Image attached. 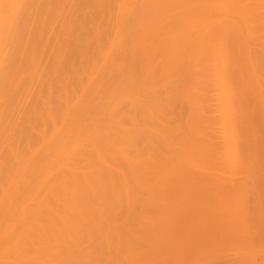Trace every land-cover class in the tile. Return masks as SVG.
<instances>
[{
	"label": "rangeland",
	"instance_id": "obj_1",
	"mask_svg": "<svg viewBox=\"0 0 264 264\" xmlns=\"http://www.w3.org/2000/svg\"><path fill=\"white\" fill-rule=\"evenodd\" d=\"M150 3L173 36L202 11L189 62L130 0H0V264H264V0Z\"/></svg>",
	"mask_w": 264,
	"mask_h": 264
},
{
	"label": "bare ground",
	"instance_id": "obj_2",
	"mask_svg": "<svg viewBox=\"0 0 264 264\" xmlns=\"http://www.w3.org/2000/svg\"><path fill=\"white\" fill-rule=\"evenodd\" d=\"M131 4L136 6L138 3L140 5V8L135 10V18L133 21V27L135 29L133 34V42L136 41V44L142 45V42H144V38L148 37L152 39V43L156 45L162 46L166 53H169L170 60L176 59L180 54L178 52L179 48H185L184 51V60L186 62L190 61V58L194 56L195 54L199 53L198 49L202 48L203 42L200 40L203 39V34L201 32V25L199 24V16L202 14V11L195 12L194 8L191 12H187L183 18H179L178 20L173 19V22L175 23L177 27V34L175 36L168 35V28L166 25L160 24L161 21L165 22L169 20L168 17H166V14H157L151 12V3L150 0H130ZM185 4L192 5L190 3V0H185ZM129 11V8L126 6H121L119 13L121 16H125L126 13ZM130 11L129 13H131ZM128 13V14H129ZM127 14V15H128ZM130 17H125V20H129ZM171 22V19L168 21V24ZM172 31V30H169ZM198 35V37H197ZM118 43H122V39L119 38L117 40ZM155 56L153 53H146L143 56V62L145 65L148 66L151 62H155ZM169 66V65H168ZM196 67H199L197 64ZM131 83L128 85L126 84L125 80L123 79L121 87L127 90V88L131 89ZM150 105L152 107H158V101L157 99L150 100ZM194 113V112H193ZM196 117L198 118V111L196 113ZM78 128H81L83 132H89L90 129L88 128V124L84 126H79ZM68 138L71 139L72 143L76 145H80L81 142V136L79 131H75V135L72 134L70 131H68ZM56 135V134H55ZM75 136V138H71L70 136ZM55 137V136H54ZM53 137V138H54ZM94 149V148H93ZM90 152V150L86 149ZM70 161L66 162L65 168L66 169H60L64 170L67 173L72 172L73 169L76 168V165L74 163L75 158L73 157V153L67 154ZM64 173H62L61 178H64ZM123 175V174H121ZM124 176V175H123ZM69 184L67 181L64 183V181H61L60 184H63V188L66 189V192L68 193V199L67 194H64L62 196V199H67V209L71 210L72 208H78L79 212L76 217H72L70 219H95L91 217L88 212V206L85 202L84 197L82 196V191L87 190L85 185H87L88 178L85 177L84 184H81L77 180V178H72L69 176ZM66 209V210H67ZM62 219H65L62 221V225L65 231H68L72 229V226L74 225L73 222L69 219V216L66 214ZM88 224V222H87ZM52 225V231H53V224ZM100 223L98 220L94 223L92 228L94 231L99 230ZM56 232H63V231H56ZM69 235V232H67ZM62 243L65 245V247H68V245L65 243V241L62 240ZM10 254V253H9Z\"/></svg>",
	"mask_w": 264,
	"mask_h": 264
}]
</instances>
